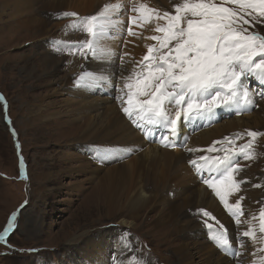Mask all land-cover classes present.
Segmentation results:
<instances>
[{
    "label": "rangeland",
    "instance_id": "1",
    "mask_svg": "<svg viewBox=\"0 0 264 264\" xmlns=\"http://www.w3.org/2000/svg\"><path fill=\"white\" fill-rule=\"evenodd\" d=\"M46 1L35 0L33 6L29 4L22 13L31 21L32 17L45 21L47 23L45 30L41 27L40 20L32 21L31 27L23 29L14 20L17 17L14 18L9 7L5 8L6 11H0V94L4 97V100H0V232H3L13 213H16L15 227L9 231L5 240H0V264H131L130 258L133 255L143 259L145 264H179L174 252L179 240H174V236L180 233H176L177 227L172 222H169L172 225L168 229L169 232L151 226L153 218L149 217L157 210L151 209L153 212L151 211L147 216L142 214L144 217L139 216L131 227L114 225L117 218H107L105 209L97 207L99 201L97 190H94L96 181H89L86 174L78 171H73L71 174L61 173L60 176L57 174L65 165L51 164L60 160L66 147L61 145L65 143L66 137L67 140L76 138L79 130L69 131L68 128H64L58 133H53L58 129H50L51 125L48 123L56 117V111L59 109L62 112L61 116L70 113L66 112L68 108L65 98L68 95L59 94L53 89H64L68 85L67 81L70 82L78 77L81 68L92 58L91 54L84 56L70 47L72 44L89 39V36L80 29H73L71 22L76 18L63 17L61 15L63 12H76L79 17H84L98 13L105 4H120L121 8L114 14V19L120 23L109 31L111 37L121 39H119V50L115 54L117 58L114 66L129 70L131 58L139 57L141 60L147 54L146 45L155 43L146 37L157 34L154 31L155 22L132 24L135 34H127L130 16L138 15L130 11L131 7L145 3L161 13L168 11L174 14V5L181 0H66L65 4L53 7L45 3ZM3 6L5 5L0 4V9ZM12 20L13 22H10ZM250 31L264 34V23H256L254 29ZM125 53L128 54L127 57ZM50 56L55 58L57 65L63 64L58 72L54 70L55 63L49 61ZM121 57L124 59L123 62ZM122 85L120 83L119 86L111 88L114 92L113 96L117 95ZM248 87L255 90L253 99L258 106L253 105L252 112L247 115L240 113L248 121L247 125L224 130L223 134L232 135L233 138L230 140L235 139L236 134L249 130L264 132L259 128L255 129L253 124L255 118H260L263 124L261 122L257 127L264 126V95L260 94L264 93V84L250 78ZM51 100L58 102L57 108L49 107ZM33 106L40 109L39 113H29ZM234 113L233 110L218 109L213 119L181 123L180 129L186 127L188 132H193L220 120L219 124L222 125L226 123L228 117L233 118ZM44 114L47 117H44ZM31 116H38L35 118L36 121H33L35 126L21 129L19 121ZM41 117L46 119H40ZM74 118L80 122V119ZM154 130L151 135L163 132V129L159 128L156 133ZM141 132L143 135L144 132ZM182 135L183 132L180 130L175 138L177 146ZM190 136L186 140H189ZM244 136L240 138L241 140H236V144L240 140L237 147L250 139L247 135ZM226 145L231 147L228 143L224 146L227 147ZM253 147L256 153L254 159L246 160L242 157L237 159L241 170L236 174V178L238 180L249 178L247 183L251 181L252 184V180H256V185H261L257 187L256 196L261 201L262 208L264 207V137L256 138ZM74 152L76 156L87 155L92 158L86 152V155L78 150ZM216 154L222 155L218 152ZM74 165H77L76 162L68 164L69 167ZM29 173L33 177L37 176L38 180L44 178L47 182L41 187L34 178L30 179ZM46 175H48L47 179ZM196 175L200 180L208 177L206 173L203 175L196 173ZM58 176L60 178L56 181L55 177ZM170 195L173 197L172 193ZM217 199L219 200L218 197ZM204 210L214 215L210 210ZM244 216L248 217L247 214ZM100 217L102 220H99ZM205 221L215 227L216 221H219V224L224 226L233 250L239 253L237 256L215 246V242L211 239L212 232L206 227ZM229 221L221 222L217 218L214 221L210 217H204L201 212L197 213L193 221L194 226L188 229L190 239L182 241V243L188 242L197 264H207L202 261L200 251L205 250L202 247L213 245L220 254L228 257L231 264H254V261L259 259L260 255L249 256L254 253L253 242L249 238L241 239L240 236V233L249 227L246 223L248 220H242L245 223L239 226L235 221ZM102 234H107L103 242L100 238Z\"/></svg>",
    "mask_w": 264,
    "mask_h": 264
},
{
    "label": "snow or ice",
    "instance_id": "2",
    "mask_svg": "<svg viewBox=\"0 0 264 264\" xmlns=\"http://www.w3.org/2000/svg\"><path fill=\"white\" fill-rule=\"evenodd\" d=\"M120 8V4L109 3L98 13L84 17H79L76 12H63V17L76 18L71 22L73 29H80L89 36L87 40L70 45L73 51L84 56L91 54L96 59L111 56L112 50L106 49L102 41L111 38L109 30L120 23L114 19ZM130 11L138 15L130 16L126 29L128 35L135 34L131 25L138 22H155L154 31L157 33L146 37L155 43L146 45L147 54L135 62L128 76L121 77L123 87L119 92L122 95L117 97L122 102V111L145 135L153 134V129H163L160 142L175 147L181 123L211 120L218 109L235 110L239 114L249 106H258L248 85L250 78L264 84V34L250 29H254L256 23H264V0H181L174 5V14L161 13L140 3L133 5ZM108 79L103 74L82 73L77 83L91 86ZM0 100H4L2 94ZM244 135L250 139L237 147L236 140ZM258 137H264V132L249 130L236 134L232 140L226 137L224 142L231 147L207 149L209 153L223 151V156L202 155L190 161L197 173L207 174L208 178L203 182L213 189L224 208L235 218L237 226L245 223L241 219L244 216V196H239L234 203L229 197L239 193L241 185L247 182L236 178L241 170L237 159L256 157L253 146ZM219 143L216 141L214 145ZM100 158L106 159L107 154H101ZM199 211L204 217L216 220L210 212ZM15 219L16 213H13L0 232V240H5L15 227ZM246 223L249 227L240 233L241 239L249 238L255 245H264V207ZM205 224L220 249L233 256L239 254L233 250L227 230L219 221H216L219 228L207 221ZM258 253H264V247H259L253 255ZM130 262L145 264L135 255ZM254 264H264V255L259 256Z\"/></svg>",
    "mask_w": 264,
    "mask_h": 264
},
{
    "label": "bare ground",
    "instance_id": "3",
    "mask_svg": "<svg viewBox=\"0 0 264 264\" xmlns=\"http://www.w3.org/2000/svg\"><path fill=\"white\" fill-rule=\"evenodd\" d=\"M34 1L35 0H0V4L5 5L0 11H6L5 8L7 9V7H9L11 9L10 11L14 14V18L17 17L14 20L19 27L23 29L29 28L31 27L32 21L38 22L40 19L36 20L32 17L31 21L30 18H26L22 13L29 4L33 6ZM66 2V0H47L45 3L53 7L58 4H65ZM41 20V27L45 30L47 23ZM10 22H13V20ZM33 27H37V25H33ZM119 39L120 38L113 37L104 39L102 45L104 47L106 46V49H111L113 54L100 59L92 57L87 62V65L81 68V73H79L80 75L82 73L103 74L109 77L107 82L92 84L91 86L87 84H78L79 75L70 82L67 81L66 84L68 85H66L64 89H53L59 94L69 96L65 98V103L68 108L66 112L70 113L61 116V109L57 110L56 117L48 123V125H51L49 128L54 130L58 129V131H53V133H58L59 130L64 128H68L69 131L78 129L79 132L78 136L75 135L76 138L67 140L66 137L65 143L63 142L61 145L66 147L60 156V160H56V162L51 165H65L59 169L57 173L59 176L61 173L71 174L73 171H78L86 174L89 181H96L94 190H97V200L99 201L97 207L99 209H102V207L105 209L107 218H117L116 224L114 225L131 227L139 216L144 217L142 214L147 216L152 210H157L154 215H150L149 217L153 218L151 226L169 232L168 229L172 226L169 222H172V224L177 227L176 233H180L174 236V240H179V245L174 250L179 264H197L194 258L195 256L191 252L189 244H187L188 242L182 243V241L186 240L190 235L188 229L194 226L196 221H193L197 213L200 212L199 210H210L214 214L213 216L221 220V222L225 220L235 221V218L217 199L213 189L209 188L203 182L204 180L198 179L196 168L190 161L202 155L220 156V154H216V151L211 153L207 152V149L213 146L219 149L228 148L227 145V147L224 146L226 144L224 139L226 137L229 139L233 137L230 133L223 134L224 130H233L236 127H242L243 124L247 125L248 121H246L244 116L240 115V113L247 115L252 112L253 106L241 110L239 114L234 113L235 110H233L235 114L233 118H231L232 116L228 117L225 121L226 123L222 125L219 124L220 120L205 128L196 129L193 132H188L186 127L181 128L180 130L183 132V135L180 137L181 139H179L180 143L177 141L179 146H177L176 141H174L175 147H167L161 143L163 132L157 134V128L154 130V133H156L154 135H145V133L142 135V130L137 128L124 112H120L123 105L121 100L117 97L122 95V93L118 91L117 95L113 96L114 92L111 90L113 86H119L120 83L123 84L121 77L128 76L133 67H135V62L140 61L139 57H130L132 60L129 64V70L114 66L115 59L117 58H115V54L119 50ZM49 61L51 63L57 62L52 56L49 57ZM62 66L63 64L57 65V63H55V72L61 70ZM249 91L255 93V90L250 88ZM57 104L58 102L56 100H51L49 107L56 106L55 108H57ZM74 106L77 109L72 108ZM33 107L34 108H31L29 113H39L40 109L36 106ZM62 107L63 106H61V108ZM79 114L81 118L78 117ZM45 115L46 114H44V117H47ZM38 116H31L28 119L20 120L19 127L24 129V127L35 126L33 121L35 118H38ZM44 117L40 119H46ZM74 117H77V120L80 119V122H77ZM254 121L255 123L253 124L255 129L259 128L264 131V126L257 127V125L262 122V119L255 118ZM261 124H263V122ZM189 135H191L190 139L186 140ZM221 138L223 139L219 140ZM243 138H245V136ZM240 140L238 143H240ZM216 141H220L221 143L214 145ZM238 143L236 145H238ZM180 145L182 146L180 147ZM189 149H202L204 151H189ZM74 150H78L85 155L88 153L92 158H89L87 155L85 157H82V155L76 156ZM218 153L224 155L223 151H219ZM101 154H107V158L101 159ZM75 162L77 165L73 167L68 166L69 163ZM59 176L55 177L56 181L59 180ZM29 177L30 179L34 178L41 187L47 182L44 178L38 180L37 176L33 177L31 173H29ZM47 177L48 175H46V179ZM248 179L249 178H244L243 180L248 181ZM255 181L256 180H252V184L250 183L251 181L248 183L246 182V184L243 183L241 185V191L229 197L230 202L234 203L239 196H244L242 206L244 214H247L248 217L245 218V216H243L241 217L242 220H249L252 215L258 214L261 209L262 203L256 196L258 192L257 187L254 186L256 185ZM171 193L173 197H171ZM99 220H102V217H100ZM255 223L258 225V220ZM216 227L219 228V225H216ZM106 236L107 234H102L100 236L102 242L104 241L103 239H106ZM215 246L220 249L216 243ZM215 246L202 247L205 249L200 251L202 252V255H200L202 261L207 264H231L228 257L220 254ZM253 247V251L256 252L259 247H264V245L253 244ZM122 248L124 247L122 246ZM259 255H264V253L249 256L256 257ZM250 260L252 261V259Z\"/></svg>",
    "mask_w": 264,
    "mask_h": 264
}]
</instances>
